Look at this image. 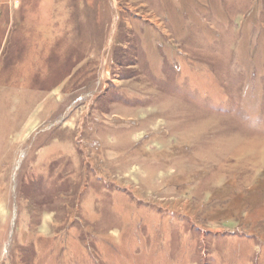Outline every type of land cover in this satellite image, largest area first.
<instances>
[{
	"label": "rangeland",
	"instance_id": "1",
	"mask_svg": "<svg viewBox=\"0 0 264 264\" xmlns=\"http://www.w3.org/2000/svg\"><path fill=\"white\" fill-rule=\"evenodd\" d=\"M0 264H264V0H0Z\"/></svg>",
	"mask_w": 264,
	"mask_h": 264
}]
</instances>
